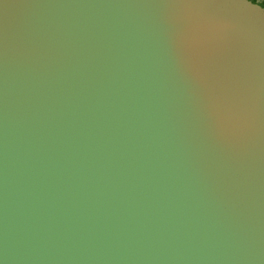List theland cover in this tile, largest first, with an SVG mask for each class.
<instances>
[{"label": "water", "instance_id": "95a60500", "mask_svg": "<svg viewBox=\"0 0 264 264\" xmlns=\"http://www.w3.org/2000/svg\"><path fill=\"white\" fill-rule=\"evenodd\" d=\"M0 264H264V0H0Z\"/></svg>", "mask_w": 264, "mask_h": 264}]
</instances>
